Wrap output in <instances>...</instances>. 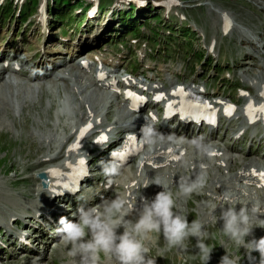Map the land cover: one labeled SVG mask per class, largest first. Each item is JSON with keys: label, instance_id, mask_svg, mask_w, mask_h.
I'll return each instance as SVG.
<instances>
[{"label": "rangeland", "instance_id": "1", "mask_svg": "<svg viewBox=\"0 0 264 264\" xmlns=\"http://www.w3.org/2000/svg\"><path fill=\"white\" fill-rule=\"evenodd\" d=\"M53 1V0H51ZM69 5L71 7L70 11L65 9L64 14L62 15V18L64 21L70 24L71 26L68 27L69 30V36L71 39L74 41H77V43H82L86 37H89V41L86 43H83L84 50L86 49H99L100 53H104L107 57H112L115 59H120V58H125L129 59V50H134L135 51V59L139 55V53L142 55L144 54V62H147L151 64L152 66L155 67V69L159 70H165L160 72L163 77H170L172 80L174 79V76L178 77V80H183L186 82L190 81H201L207 83V85H210L213 83L215 86V89L217 88V83L214 82L216 79V72L214 68L209 69L208 73L206 74L207 68L205 69L204 66L208 64V62L200 64L196 62V59H194L190 54L191 49L194 53H199V48L204 49V55H207L205 48L207 46V43L209 39L213 38L215 40V52H216V47L217 44L222 41L224 42V47L222 49V65L220 68H223L227 71H225L221 75V80L222 78L225 77V73L228 72L229 70V76L228 79L231 80L233 78L237 79L238 72L241 73V76L244 79H250L249 77H244L246 73L248 72H256L259 68L258 66L260 65V61L263 63L261 65V70L264 73V57H262L260 54H258L259 59H256V55L252 53V56H245L243 52L246 50L243 49L241 51V47H238L239 44H244L242 41L236 42L234 39L235 33L231 31L230 34L226 36H222L219 32V21L215 14L210 13L206 7H203L200 9V7H196V10L193 11V9H186L182 7L181 12L183 13L185 17V25L191 26L192 24V19L191 16H189L192 13H195V19L197 20V27L198 29H203L206 31V36L205 40L200 39L199 37L195 42L192 41L195 39L194 33L191 31L185 29L183 30L182 35L186 38L185 43H178V42H184L183 39L181 38V29L182 28V22H180L176 16L169 17V19H164V22L162 21L160 24L161 20V10L160 8H154L151 4V2L148 0L147 5L136 11L135 15L133 11H129L127 14H122L120 13L118 15H113L112 20L110 23L105 22V16L97 20L96 22H93L95 26L91 25L90 30L86 32L85 34L80 33L77 27L74 28L72 24H74L75 21H81L82 20V13H77V15L73 18V11H76L75 5L80 3L81 6L86 3V0H68ZM111 0H100L101 6H106L110 3ZM197 1H202V0H182V5H191L196 3ZM206 1H211L213 5L216 7L220 8L223 11L228 12V14L232 17V19L240 24L243 25L244 27L250 29L253 33H256L258 35H261V38L263 39L264 42V12L260 10V6H255L249 3L246 0H206ZM252 1V0H249ZM256 2L258 0H255ZM260 1V0H259ZM264 2V0H262ZM37 2V0H31V4L28 5V8H31L32 10L34 9V5ZM34 3V4H33ZM66 3V2H64ZM54 5V4H53ZM53 8V6L51 5ZM262 7L264 8V4H262ZM190 10V11H188ZM61 10H59L60 13ZM205 11V12H203ZM35 11L31 13V15L28 17L26 22L30 20L34 16ZM51 14H54V11H51ZM50 15L48 16V18ZM16 18H20L19 16ZM119 18L120 20H117ZM153 18V19H152ZM193 19V21H195ZM159 24V38L158 35L156 34V31L154 29L157 28V25L154 21ZM171 20V23L169 22ZM84 22V21H83ZM169 22L171 25L170 27L173 29V32H170V28L167 29L166 23ZM53 27H57L60 25V23H52L51 20L48 23V26L52 25ZM122 24L129 26L130 31H134L137 33V36H131V35H126L125 29H123ZM66 25V24H65ZM139 28H138V27ZM13 28L12 26H3V28H0V40L1 38L6 34L8 29ZM16 28V26H15ZM34 27L29 28V29H24V31L21 33L20 37H23V34H25L27 31L30 30V33H35V36L33 34H30L29 37L33 38L31 42H29L30 47L29 50L32 51V53H36L38 50L36 49L38 44H42L43 38L40 37L39 34H37L36 30H33ZM138 28V29H137ZM20 28H18L19 30ZM152 38H157L156 43L154 45L147 44V39L149 41L150 37V31ZM138 30V32H137ZM249 35H253L248 33ZM68 35V34H67ZM14 36V33H13ZM255 36V35H253ZM170 37V38H166ZM168 39V40H167ZM135 41V42H133ZM151 42V40H150ZM220 42L218 45V48L223 46V43ZM176 44V46H175ZM110 45V46H109ZM4 45L1 44L0 41V48H2ZM18 46V41L15 42L14 48ZM112 46V47H111ZM176 47V48H175ZM157 49V52L154 53V49ZM175 48V49H174ZM93 52H90L89 55H92L98 52V50H92ZM179 53V55L176 54V52ZM161 52V53H160ZM85 54V53H82ZM217 54V52H216ZM66 55V54H65ZM186 55V58H185ZM40 57L35 58V61H38ZM127 59V60H128ZM131 60L126 63V66L129 67V64H132L134 62V58L131 57ZM184 59V60H182ZM217 59V57L215 58ZM190 61V63L184 64L185 62ZM213 64V62H212ZM191 69L189 66H191ZM210 66H211V61H210ZM180 67H182L180 69ZM231 67V68H229ZM180 69V70H179ZM196 72V73H195ZM195 73V74H193ZM206 74V75H205ZM247 76V75H246ZM238 80V79H237ZM224 85L220 87L223 89ZM240 87H244V84L241 83ZM2 93V91L0 90ZM236 96V91L232 89L230 97H235ZM38 103V100L37 102ZM36 109V111H35ZM40 108L38 107H33L31 110L29 109H23L21 111V115L17 117V120H20V123L22 124L23 121H27L25 126H27L24 131H23V141L20 143L18 139H13L14 136L13 134H17V126L14 124L17 122L14 120V124L12 129H9L6 126L1 127L0 126V172L2 171H14L17 169L19 165V162H25L28 158H24V155L28 152V145L31 142V136L29 135V128L30 124H32L33 117H37V114L39 113ZM38 122V121H37ZM0 124H2V121L0 120ZM34 125V124H33ZM22 126V125H21ZM186 134L184 130L178 131L177 134ZM13 136V137H12ZM236 149L235 151L229 150L226 152V155H229L230 153H233L237 157L235 158L237 161V164L243 159L244 156V150L245 146L240 147L239 144H236ZM20 150L21 153L17 152L15 162L13 166H10V161L13 160V158H9V154H12L14 150ZM34 153V152H33ZM38 155H34V157L30 158V161L36 159ZM233 165L232 162H229V170L231 172H235L238 169V165ZM33 185V181H30L27 185V192L30 191L31 187ZM16 191H21L22 186L19 185L14 188ZM2 197V194L0 192V198ZM6 197L9 200L14 201L15 196L14 195H6ZM207 199L205 197L195 199L196 201V210L202 211L205 208L208 207ZM248 238V237H247ZM246 238V239H247ZM151 241L148 244V247L154 243L155 250L158 253H162V255L165 257V260H163L160 264H174L177 261L178 257L183 258V254L180 252L179 248H172L165 250L164 249V244L160 240V238H155L152 237L150 239ZM33 241L35 239L33 238ZM230 241L226 236L223 235V233H219L217 230L214 233L213 240H212V248L214 250L219 251V247H228L230 246ZM34 248L40 251L42 254L45 256V264H50L52 258H55V260H63L65 257H67V253L64 251H61L59 253L56 252L51 246H49L47 239L42 238V239H37L34 243ZM233 248V247H232ZM242 249V248H241ZM13 252V250H11ZM3 256H5V253ZM24 253L23 254H18L14 260H9L7 257L6 259H2L0 264H20L24 260ZM188 264H198L194 263L193 261H189Z\"/></svg>", "mask_w": 264, "mask_h": 264}, {"label": "clouds", "instance_id": "2", "mask_svg": "<svg viewBox=\"0 0 264 264\" xmlns=\"http://www.w3.org/2000/svg\"><path fill=\"white\" fill-rule=\"evenodd\" d=\"M103 163V162H102ZM106 172L114 174L116 169L108 168ZM157 186L163 188L151 200L144 199L142 208L137 212L135 219H126L129 215V206L126 198L102 199L99 204L77 209V219L69 220L60 217L55 233L60 242L68 249V256L80 257V264H99L103 257H114L117 264H156V260L148 258L149 249L145 241L151 239V234H162L164 249L179 248L189 238L196 240L195 248L202 262L208 264L212 248L201 239L207 234L200 221L193 219L190 223L186 216L175 210L176 201L165 186L156 181ZM205 185L203 175L184 180L178 184L179 193L184 197L198 192ZM221 209L218 221L222 222L221 232L238 247L244 248L249 264H256L253 252L259 253V264H264V237L246 239L255 227L252 220L259 221L260 228L264 229V209L259 203L240 206L229 202ZM122 229V232L119 231ZM162 255V253H161ZM239 258H232L229 254L223 255L219 264H238Z\"/></svg>", "mask_w": 264, "mask_h": 264}, {"label": "bare ground", "instance_id": "3", "mask_svg": "<svg viewBox=\"0 0 264 264\" xmlns=\"http://www.w3.org/2000/svg\"><path fill=\"white\" fill-rule=\"evenodd\" d=\"M218 18H219V26H220V29L222 30L223 28H225L226 30L229 28V25L227 24L226 20L228 19V15L225 16V15H221L218 14ZM241 26V25H240ZM239 26V27H240ZM241 33H243V30L241 28H238L236 27ZM225 33V32H224ZM250 34H253L251 31L249 32ZM245 35H247L245 33ZM254 35V34H253ZM253 35H247L245 36L249 41H252L254 42L256 45H257V48L260 49L262 48V46L264 45V43L259 39V37H257L256 35L253 36ZM249 49H252V46H249ZM44 50V54L47 55V54H51L52 55V52L45 48L43 49ZM58 56V55H57ZM52 58V57H50ZM56 58V57H54ZM87 60L89 61L90 58H87ZM86 60V61H87ZM48 63V62H47ZM40 64V63H39ZM53 64V63H52ZM46 64L42 62L41 66L44 67ZM54 65V64H53ZM55 66V65H54ZM4 72V70L2 68H0V75ZM260 72L257 74V76H259ZM263 78V77H262ZM262 78L260 79H257L256 81H254V85H252V88L255 90L256 93H258L259 91H261V89L263 88L264 86V81H261ZM74 89H76L75 92H78V95H79V88L81 89V83L80 82H77V79L74 80ZM101 88V86H100ZM102 91L98 90L97 92H95L92 96L94 98H99L98 102H97V107L94 106V103L88 98V99H78V102L77 103H74L72 104L73 108H75L76 112L78 113L77 117L75 118V120L72 122V124H70L71 126H74L75 123L79 122L81 119H87V118H91L92 121H95L96 117L99 118L98 122H96L97 126H103V127H106V126H109V129H108V132H111L114 128V121L113 122H106L104 123V120L102 119L101 117V108L103 106V103L104 101L106 100L107 96L103 93H101ZM19 93V92H17ZM0 94L3 96L6 95L5 92H0ZM11 96L12 99H10V103L12 105V108L13 107H17L19 108V105H18V101L13 97V94L9 95ZM23 98V97H22ZM68 99H69V95H64V100L61 101V102H53L52 106L54 105L55 106V110L54 108L51 106V109L50 110H46L45 113H44V117L48 120H51L53 116L55 115H63L64 111H61V110H64V108H67L69 109L65 104L68 103ZM118 104V102H117ZM116 104V105H117ZM58 106V108L56 109V107ZM83 107V110H81V108ZM85 107V108H84ZM118 108L116 110V115H117V121L118 122H121V121H124L123 120V116H125L126 119H128L130 116L128 114V112L126 110H124L122 112V109ZM36 111V109H35ZM37 115H41V114H37ZM116 115H114V117H116ZM36 118L37 117H33V120L32 121H36ZM0 120L2 121V125H0L1 127L2 126H6V124H8V122H4V119L3 118H0ZM127 121V120H126ZM241 124V127L244 126V120H242L240 122ZM31 125V124H30ZM53 127L50 126L49 124H44L43 125V129L44 130H49V129H52ZM37 133V131H36ZM14 135V134H13ZM43 138L45 137V135H41ZM148 141L146 140L144 142V145L147 144ZM161 144H165L166 147L168 148V150H164L163 153H160L159 152V149L161 147ZM159 144L157 147H155V149L153 150V152L151 154H155L157 156V159L160 160V163L162 164V166L160 167H155V170H153L152 173H155V171H163V170H167L168 167H170L168 164H167V160L168 158H170L171 156H175V154L178 152V150L182 149V146L177 143V142H169L168 140L166 141H162V143ZM213 147H209L207 149V151H213ZM31 155V153L29 152L26 157L29 158ZM146 159H151V157H146ZM176 158L174 159H170V161H173L175 160ZM193 162H197L198 164H204L205 163V157L203 158H199V159H193ZM71 164V158H68V157H65L62 161L61 164H58L56 165L57 167H60V168H63L65 167L66 165H70ZM248 166H255V164L252 162V161H248V162H245L241 165V167L239 168V171L234 173L233 176H234V180H237L239 183H242V182H246V180H248V174H249V169H248ZM220 167V166H219ZM46 169V168H44ZM127 172H131L132 175L130 177H126L128 178L130 181L132 182H126L125 181V178H122L121 179V183L123 184V190H122V193L123 194H126L128 197L126 198L127 200H132V202H134V199H135V196H137L138 194L136 193V190H135V186H136V181L135 183H133L134 181L133 180H139L141 178V174L138 173V172H134L133 171H127ZM126 172V173H127ZM171 175H173L174 173L173 172H170ZM133 183V185H132ZM211 183L214 185V190H215V193L217 196H226V192H224V190H227V189H230V188H227L225 187L224 185H227L228 182H225V180H220L218 177H215L211 179ZM224 184V185H222ZM231 189H242L240 186H233ZM43 194H46V197H49L51 196V194H53L52 192V189H50V184H48V187L46 189H40L39 188V194L38 196L41 197ZM43 197V196H42ZM122 197V196H121ZM39 203H37L36 201H33L34 202V206H32V215L33 217L36 215L37 212H39V210L41 211H48L47 213H49L50 211H53L52 213H60L61 211L58 210L59 208L56 209H53V207H50L46 210V207H49V206H45V201L46 200H43V199H39ZM136 200V199H135ZM45 207V208H44ZM20 212H22V210H16V211H10L9 214H7V216L5 217H1V220L4 222V225L6 227V229L8 230V221H9V216L10 215H18ZM15 238L18 237V235L14 234ZM42 257H44L43 254H39V258L41 259ZM67 261H72V260H67ZM36 264V263H34Z\"/></svg>", "mask_w": 264, "mask_h": 264}, {"label": "snow or ice", "instance_id": "4", "mask_svg": "<svg viewBox=\"0 0 264 264\" xmlns=\"http://www.w3.org/2000/svg\"><path fill=\"white\" fill-rule=\"evenodd\" d=\"M172 95H175V96H179L180 99L176 102H169L168 105H167V108L170 110V111H173L174 114L175 112H179L181 114V118H185L186 116H193L197 109L199 108V105L195 102H193L192 100H185L184 97L187 96V93L184 92L183 89H177V90H174ZM126 96L131 99V100H135L139 103H142L143 102V98L141 97H136L133 93H126ZM156 100H160V99H163V97L161 96H157L155 97ZM209 106L208 105H203V108H208ZM258 111L264 113V105H262ZM232 112V109L231 108H228L227 111H226V114L230 115ZM201 116H203V113L201 112L200 113ZM206 118V117H205ZM208 122L212 123L214 121L212 120H209ZM90 127V125H89ZM87 131V129H84L81 131V135L84 134V132ZM103 137L100 138L101 142L103 141ZM135 138L133 137H129V140L130 142L134 141ZM114 155H120V154H114ZM81 163H83V161H81ZM52 174L55 176V175H58V173L56 172V170H52ZM261 180L264 181V174H261ZM264 186V185H262Z\"/></svg>", "mask_w": 264, "mask_h": 264}]
</instances>
